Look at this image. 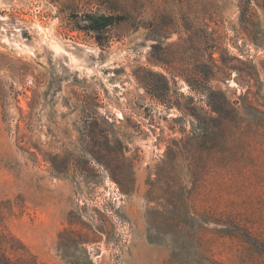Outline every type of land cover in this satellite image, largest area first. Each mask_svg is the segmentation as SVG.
<instances>
[{
	"label": "rangeland",
	"instance_id": "374dc122",
	"mask_svg": "<svg viewBox=\"0 0 264 264\" xmlns=\"http://www.w3.org/2000/svg\"><path fill=\"white\" fill-rule=\"evenodd\" d=\"M239 1L0 0V264H264Z\"/></svg>",
	"mask_w": 264,
	"mask_h": 264
},
{
	"label": "trees",
	"instance_id": "16d2710c",
	"mask_svg": "<svg viewBox=\"0 0 264 264\" xmlns=\"http://www.w3.org/2000/svg\"><path fill=\"white\" fill-rule=\"evenodd\" d=\"M255 5L256 8L252 6ZM258 9H261L264 14V0H240L239 1V20L244 31L252 38V40L259 44L257 35H253L255 28H260L263 23L257 20L259 17ZM114 17L112 15H100L97 17H90L88 28L91 31H100L112 24ZM256 36V37H255ZM256 38V39H255Z\"/></svg>",
	"mask_w": 264,
	"mask_h": 264
}]
</instances>
